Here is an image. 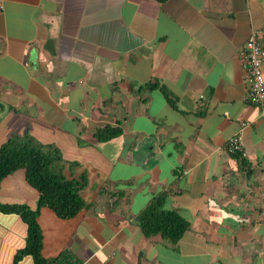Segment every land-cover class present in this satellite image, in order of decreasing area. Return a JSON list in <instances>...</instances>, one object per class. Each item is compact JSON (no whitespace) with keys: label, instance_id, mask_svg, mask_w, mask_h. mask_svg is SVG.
Instances as JSON below:
<instances>
[{"label":"crops","instance_id":"obj_1","mask_svg":"<svg viewBox=\"0 0 264 264\" xmlns=\"http://www.w3.org/2000/svg\"><path fill=\"white\" fill-rule=\"evenodd\" d=\"M263 24L264 0H3L0 145L28 133L59 149L64 175L85 177L73 217L40 208L45 258L264 264V119L239 57ZM104 126L118 133L97 139ZM236 134L243 155L225 148ZM26 184L22 169L7 175L0 201L34 207ZM157 195L189 223L176 242L136 221ZM25 236L0 212V264Z\"/></svg>","mask_w":264,"mask_h":264},{"label":"trees","instance_id":"obj_2","mask_svg":"<svg viewBox=\"0 0 264 264\" xmlns=\"http://www.w3.org/2000/svg\"><path fill=\"white\" fill-rule=\"evenodd\" d=\"M117 133V128L104 126L96 129L94 136L101 140ZM62 166L61 153L55 145L43 144L28 133L23 136L13 134L0 145V183L7 175L22 169L25 182L37 192L34 207L0 201V212L17 214L26 224L24 246L15 251L12 264H17L25 255L31 256L33 264H57L69 258L65 252L50 259L41 254L42 234L37 221L40 208L44 206L51 208L60 218L73 217L85 206L80 195L85 177H67L62 172ZM162 200V195L153 197L137 214L136 221L144 234L159 233L169 241L176 242L189 223L175 210L160 209Z\"/></svg>","mask_w":264,"mask_h":264},{"label":"built area","instance_id":"obj_3","mask_svg":"<svg viewBox=\"0 0 264 264\" xmlns=\"http://www.w3.org/2000/svg\"><path fill=\"white\" fill-rule=\"evenodd\" d=\"M2 7L3 0H0V9ZM239 57L246 84L244 99L257 105L264 119V24L251 31L239 52ZM225 148L231 154L243 155L241 135L229 137ZM261 217L264 220V209L261 211Z\"/></svg>","mask_w":264,"mask_h":264},{"label":"rangeland","instance_id":"obj_4","mask_svg":"<svg viewBox=\"0 0 264 264\" xmlns=\"http://www.w3.org/2000/svg\"><path fill=\"white\" fill-rule=\"evenodd\" d=\"M27 185V184H26ZM29 187V186H28ZM30 188V187H29ZM31 189V188H30Z\"/></svg>","mask_w":264,"mask_h":264}]
</instances>
